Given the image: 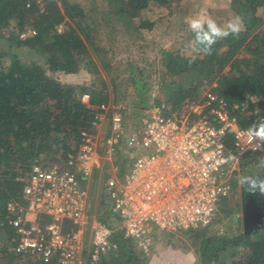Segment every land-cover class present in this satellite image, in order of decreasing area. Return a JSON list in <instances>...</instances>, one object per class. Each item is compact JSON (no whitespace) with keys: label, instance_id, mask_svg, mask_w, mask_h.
I'll return each instance as SVG.
<instances>
[{"label":"trees","instance_id":"trees-1","mask_svg":"<svg viewBox=\"0 0 264 264\" xmlns=\"http://www.w3.org/2000/svg\"><path fill=\"white\" fill-rule=\"evenodd\" d=\"M171 1L100 0L99 4V0H0V264H56L54 260L34 263L14 251L5 204L13 197L21 199L22 186L34 162L49 166L76 149L80 127L89 125L101 102H110V111L124 110L130 129L139 124L151 102L161 103L164 98L171 109L178 108L186 98H195L203 84L214 82L210 90L234 112L239 113L241 107L252 109L250 95L258 104L264 102V0H228L230 12L241 17L243 28L238 37L230 35L217 41L211 55L201 54L191 61L193 34L186 27L171 47L159 48V62L153 69L146 65H151L148 60L139 64L126 56L121 57L123 67L117 70L111 61L115 45L141 39L136 44L143 46L145 32L155 24L142 16V10L152 2ZM88 64L100 66L104 77L96 83L94 78L70 83L51 74L55 70L76 72ZM225 66L228 69L223 70ZM156 69L162 71L157 80L162 97L149 93ZM83 93H88L86 101L81 99ZM233 101L238 109L230 104ZM256 120L251 112L239 123L250 126ZM116 152L122 165L123 156ZM256 152L240 155L242 170L262 166L264 161ZM252 174L257 175L256 181L264 180L263 173ZM235 175L233 172L230 178L231 186L237 182ZM260 200L251 205L254 211L264 205ZM100 201L103 204H97V218L117 224L118 216L108 206L101 209L107 202L102 196ZM222 204L223 215L234 213L235 204L229 199ZM262 225L245 228L235 220L232 231L192 233L199 241L195 264H264ZM110 237L116 241V248L101 253L98 261L85 264L137 262V245L132 239L123 237L120 229ZM138 253L143 254L141 249Z\"/></svg>","mask_w":264,"mask_h":264},{"label":"built area","instance_id":"built-area-1","mask_svg":"<svg viewBox=\"0 0 264 264\" xmlns=\"http://www.w3.org/2000/svg\"><path fill=\"white\" fill-rule=\"evenodd\" d=\"M249 97L252 109L241 107L239 113L210 89L168 109L170 114L162 103H154L132 129L125 124L124 110L110 111V102H101L89 125L80 127L76 149L49 166L34 162L21 199L6 201L14 251L34 263H94L101 253L116 248L110 237L115 229L148 253L152 224L169 231L210 224L232 189L231 177L221 178L222 166L230 171L241 154L259 150L247 136L249 126L239 123L251 112L258 120L257 109L264 117V102ZM230 104L238 109L237 102ZM116 151L123 156L122 180L114 175L120 168L114 163ZM102 157L111 165L105 179ZM98 164L108 209L119 219L114 225L87 210L90 179Z\"/></svg>","mask_w":264,"mask_h":264},{"label":"rangeland","instance_id":"rangeland-1","mask_svg":"<svg viewBox=\"0 0 264 264\" xmlns=\"http://www.w3.org/2000/svg\"><path fill=\"white\" fill-rule=\"evenodd\" d=\"M100 4V0H99ZM229 2L228 0H180L179 2H175L172 0L171 3H156L152 2L148 4L142 10V16L148 17L155 21V24L150 30L145 32L146 34V41L143 42V46H138L136 43H140L141 39H136L135 43H132L130 40H127L128 43L125 42H118L115 47L117 50L111 56V61L113 65H116L117 70L123 67V64L120 62L121 57H130L137 63H142L145 60L151 62V65L147 63L150 69H153V66H157L159 60V48L160 47H171L174 40L179 39L184 32V29L188 27L187 21L189 18L200 14L204 16H210L214 19L218 24H225L234 16L229 10ZM260 10V8H258ZM59 29L61 28V23L58 24ZM239 52L238 54H240ZM98 68H95L92 64H88V66L81 67L76 72H64L62 70H55L52 71V76L57 77L61 82H81V81H89L90 78H94V82H98V78L104 77L103 72L100 71ZM228 69L227 66L223 68V70ZM161 69H156L152 71L151 79L152 82L149 87V93L152 97L156 94V97H162L161 94L158 93V79L162 76ZM215 85L213 82L212 84H203L199 88L198 96L201 95L205 90L211 89ZM112 89V86H110ZM82 99V97H81ZM85 100V99H82ZM161 103L163 104V108H170L169 101L160 99ZM129 100H126L128 102ZM152 101V100H150ZM154 101V100H153ZM154 104V102H151ZM128 105V103H127ZM131 109L130 106L127 110ZM171 109V108H170ZM175 109V108H174ZM166 114H170L169 110L164 111ZM104 132V129H103ZM256 156L260 160L264 161V149L256 150ZM245 153V152H244ZM57 154L54 155V157ZM119 155H121L119 153ZM104 157L101 158L103 168H102V175L103 178L107 176L106 173H111V165L110 163H104ZM53 161V159H50ZM260 161V162H262ZM55 162V161H54ZM101 165H94V174L97 176L100 175L99 169ZM223 173L221 178L227 180L228 177L230 178L233 172L236 173L235 182L232 185V189L230 192V203L235 204V211L230 215H223L222 212V205L219 211L216 213L214 221H212L208 225H204L195 229H181L176 231H169L165 229H160L155 224H152V229L154 235L152 237V243L150 245V249L148 253L143 252V254H139L138 247L136 246V255L138 257L137 262L133 264H195L197 261V253L198 249V238L197 240L193 238L191 235L192 233H197L201 235L202 233L212 234L213 232H226L232 231L235 220L237 224L241 226V197H240V179L243 176H248L250 173H263L264 174V163L262 166H255L252 170L244 169L242 170L239 165V161H234L231 165V170L228 171L229 166L223 165L222 166ZM123 169L120 166L118 171L114 173L120 180L123 179ZM97 172V173H96ZM95 181V179H94ZM231 184V183H230ZM21 195V193H20ZM101 196L106 199V194L101 186L97 185L96 182L93 184L90 183L89 186V197L87 198V210L90 213L91 217H96L95 213L97 204L102 203L100 201ZM106 203V202H105ZM104 203V204H105ZM108 203L101 206V209L106 208ZM98 211V209H97ZM236 216V219H235ZM264 226V225H262ZM204 228V229H203ZM216 231H215V230ZM193 230V231H192ZM86 232H88V227H86Z\"/></svg>","mask_w":264,"mask_h":264},{"label":"clouds","instance_id":"clouds-1","mask_svg":"<svg viewBox=\"0 0 264 264\" xmlns=\"http://www.w3.org/2000/svg\"><path fill=\"white\" fill-rule=\"evenodd\" d=\"M187 24L193 34L192 41L189 45L193 53L191 61H195L201 54L211 55L213 46L217 41L230 35L238 37L243 28V21L239 16H235L227 23L221 25L210 16L197 14L189 18ZM256 113L258 120L248 127L247 136L250 141L256 142L257 149H264V117L259 116V109L256 110ZM249 186L253 189L259 187L261 190H264V180L259 181V183L256 180H250Z\"/></svg>","mask_w":264,"mask_h":264},{"label":"flooded vegetation","instance_id":"flooded-vegetation-1","mask_svg":"<svg viewBox=\"0 0 264 264\" xmlns=\"http://www.w3.org/2000/svg\"><path fill=\"white\" fill-rule=\"evenodd\" d=\"M256 176L257 175L251 174L243 176L240 179V197L242 204L241 223L245 228H254L264 222V205L258 206L256 211H254L251 206L257 199H261L260 201L264 202V190H261L259 187L253 189L249 186L250 180H257ZM257 183H259V181H257ZM255 191L259 193L254 195Z\"/></svg>","mask_w":264,"mask_h":264},{"label":"crops","instance_id":"crops-1","mask_svg":"<svg viewBox=\"0 0 264 264\" xmlns=\"http://www.w3.org/2000/svg\"><path fill=\"white\" fill-rule=\"evenodd\" d=\"M100 160H101V159H100ZM114 161H115L114 163H117V157H116V156H115ZM104 163H110V162H109L108 159H104ZM117 164H118V163H117ZM123 164H124V163H123ZM118 165H119V166H122V165H120V164H118ZM93 171H94V169H93ZM93 171H92V176H91V179H90V183L93 184L94 182H96L98 186H99V185L101 186V185H102V182L99 180V176H97V178H96V176H95L96 174H94ZM96 173H97V172H96ZM94 179H95V181H94ZM89 186H90V185H89ZM88 197H89V194H88L87 198H88ZM230 198H231V197L228 196L227 198L223 199V200H222V203H223L225 200H227V199L230 200ZM222 203H221V205H223ZM86 205H87V201H86Z\"/></svg>","mask_w":264,"mask_h":264},{"label":"water","instance_id":"water-1","mask_svg":"<svg viewBox=\"0 0 264 264\" xmlns=\"http://www.w3.org/2000/svg\"><path fill=\"white\" fill-rule=\"evenodd\" d=\"M261 224H264V222H263V223H261Z\"/></svg>","mask_w":264,"mask_h":264}]
</instances>
